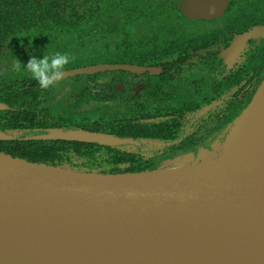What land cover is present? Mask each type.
Returning <instances> with one entry per match:
<instances>
[{
    "label": "water",
    "instance_id": "obj_1",
    "mask_svg": "<svg viewBox=\"0 0 264 264\" xmlns=\"http://www.w3.org/2000/svg\"><path fill=\"white\" fill-rule=\"evenodd\" d=\"M228 4L184 0L183 8L192 18L211 20ZM261 37L264 26L237 37L231 62L246 42ZM118 71L149 69L101 64L64 72L58 81ZM263 96L264 81L218 151L159 170L84 173L0 154V264H264V163L243 147L228 152L250 109L257 122L250 138H258ZM6 109L0 103V111ZM10 138L0 132V140ZM27 140L139 144L58 128Z\"/></svg>",
    "mask_w": 264,
    "mask_h": 264
},
{
    "label": "trees",
    "instance_id": "obj_2",
    "mask_svg": "<svg viewBox=\"0 0 264 264\" xmlns=\"http://www.w3.org/2000/svg\"><path fill=\"white\" fill-rule=\"evenodd\" d=\"M140 3L143 2L0 0V48L10 50L11 54L27 64L33 52L43 58L49 53L61 52L66 45L78 46L79 40L84 42L87 38L90 42L102 41L103 38H97L102 33L100 24L112 23L111 31H128L137 24V14L132 13V10ZM144 11L147 12L148 9L138 13L145 14ZM114 13H117L118 18L113 16L115 19L110 21L109 16ZM106 17L109 18L108 21L103 20ZM144 18L142 16L140 19ZM131 45L130 40L120 41L113 49L107 47L104 53L114 55L117 58L115 64H133L135 52ZM45 47L49 49L47 53L42 51ZM247 49L254 50L248 68L252 73V80L257 79V92L264 81V38L249 43ZM12 72H15L12 76L0 79V103L7 107L0 111V132L11 136L10 139L0 140V154L34 164L104 175L159 170L179 159L188 157L190 161H196L203 154L218 151L225 143L228 128L249 106L256 94L255 92L250 101L240 104V107L237 105L230 117L222 121L218 115L219 103H139L132 97L122 98L123 94L114 85L132 74L125 71L106 72L85 78L113 79L109 84L112 93L104 99L111 103L82 113L75 107L67 108L55 103L56 95L51 86L41 88L31 76L26 75L21 79L16 77L24 74V71ZM6 74L10 73L0 71V76ZM119 97L122 99L118 101ZM200 105L203 107L199 108ZM185 111H190L191 120L183 131H179L182 124L174 116ZM212 116L213 119L208 120ZM53 128L106 133L139 144L117 147L81 142L27 140Z\"/></svg>",
    "mask_w": 264,
    "mask_h": 264
},
{
    "label": "flooded vegetation",
    "instance_id": "obj_3",
    "mask_svg": "<svg viewBox=\"0 0 264 264\" xmlns=\"http://www.w3.org/2000/svg\"><path fill=\"white\" fill-rule=\"evenodd\" d=\"M140 1L143 3L132 10V13L137 14V24L128 31H111L112 23L102 22L99 26L102 33L97 36L103 38L102 41L90 42L86 38L85 43L79 40L78 46L69 44L66 45L67 48L86 51L97 47L102 50L107 47L113 49L120 41L130 40L131 49L135 52L132 65L149 71L120 79L114 86L123 94L122 98L132 97L139 103H219L221 105L218 115L223 121L230 117L231 111L236 109L237 105L240 107V104L251 100L256 92L257 79L252 80V73L249 72L248 64L254 50L251 51L252 47L247 49V45L264 37L246 42L238 54L233 56V62L229 53H233V44L237 37L264 26V15H260V11L264 9L263 0H229L225 12L211 20L196 19L186 14L184 8L182 11L184 0ZM144 9H148L147 12L144 11L145 14L138 13ZM161 12H164V15H161ZM116 14L109 16L110 21L115 19L113 16L117 17ZM142 16H145L144 20L140 19ZM109 18L103 20L108 21ZM0 50H4L9 59L15 56L6 48ZM48 50L45 47L42 51L47 53ZM8 65L7 60L2 58L0 71L5 72L4 67ZM80 77L83 79L79 82L84 88L90 81L98 79H87L85 75L75 78ZM105 78L110 80L103 84L104 93L102 96L97 95L98 99L104 100L112 93L109 84L113 79ZM55 85L54 83L51 86L54 94ZM81 92V95H86V91ZM76 101L73 106L75 109L87 111L80 110L79 107L83 105L80 97ZM201 107L203 106L200 105L199 108ZM189 112L174 116L182 124L179 131L189 125Z\"/></svg>",
    "mask_w": 264,
    "mask_h": 264
},
{
    "label": "rangeland",
    "instance_id": "obj_4",
    "mask_svg": "<svg viewBox=\"0 0 264 264\" xmlns=\"http://www.w3.org/2000/svg\"><path fill=\"white\" fill-rule=\"evenodd\" d=\"M260 15H264V9L260 11ZM88 51L89 52H86L85 49L79 50L78 48L64 47V49L61 50V53H67L75 57V59L71 60L69 65L65 67L64 72L76 70L80 68H85V67H90V66L101 65V64H114V62H116L115 60H117L116 57H113L114 55L111 56L107 53H104L105 50L104 49L102 50L101 47H97L95 51H90V49H88ZM2 58H5L7 62L9 63L8 67H4V69L6 68L4 70L5 73H9V71L11 73L6 74L4 76H0V79L1 77L12 76L13 75L12 73H15V72H12L14 71L13 68L11 67L12 62L7 57V54L4 50H0V60ZM22 73L24 74H18L16 77L21 79L23 77H26V75L31 76L30 73H27L25 71ZM80 79L81 78L73 77V78H68V79L55 82L56 85L54 86V89H55L54 92L56 94L57 101H54V102L59 103L60 106L71 108L76 104L77 98L80 97V99H82V102H83V105L79 107L81 108L80 110H85V109L89 110L93 107L104 105L106 101H104L103 99H98L97 95L102 96V94L104 93V90H102V86L104 83L108 82L110 79L108 78L106 79L105 77H100L96 79V81H90L89 84L85 88L83 85L80 84L79 82ZM82 90L86 91V95H81ZM107 103H111V101L106 102V104ZM85 112L86 111L82 113H85Z\"/></svg>",
    "mask_w": 264,
    "mask_h": 264
},
{
    "label": "clouds",
    "instance_id": "obj_5",
    "mask_svg": "<svg viewBox=\"0 0 264 264\" xmlns=\"http://www.w3.org/2000/svg\"><path fill=\"white\" fill-rule=\"evenodd\" d=\"M74 59V56L61 52L49 53L43 58H39L33 52V54H30L27 64L14 55L10 58V61L12 62L11 67L14 71L30 73L31 77L39 83L40 87L46 89L61 79L65 67Z\"/></svg>",
    "mask_w": 264,
    "mask_h": 264
},
{
    "label": "bare ground",
    "instance_id": "obj_6",
    "mask_svg": "<svg viewBox=\"0 0 264 264\" xmlns=\"http://www.w3.org/2000/svg\"><path fill=\"white\" fill-rule=\"evenodd\" d=\"M260 112L264 114V101ZM253 114V109H250L244 119V122L242 123L240 129L241 136L237 137L234 145L230 148L228 152L232 151L233 149L236 150L237 148L243 147L245 153H250V156L253 157L255 161L259 163H264V124L258 138H250L251 132L249 133V131L254 130L257 125L256 119L254 118L255 116H253ZM246 138H248V145L245 143Z\"/></svg>",
    "mask_w": 264,
    "mask_h": 264
}]
</instances>
